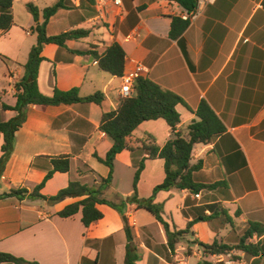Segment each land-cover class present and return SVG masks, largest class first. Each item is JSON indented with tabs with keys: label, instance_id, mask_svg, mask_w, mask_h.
Instances as JSON below:
<instances>
[{
	"label": "crops",
	"instance_id": "1",
	"mask_svg": "<svg viewBox=\"0 0 264 264\" xmlns=\"http://www.w3.org/2000/svg\"><path fill=\"white\" fill-rule=\"evenodd\" d=\"M56 2L13 0L14 24L6 32L0 30V122L16 115L2 106H15L14 85L37 41L26 5L39 10L41 22L42 10ZM63 3L46 24L47 36L73 30L87 34L61 47L42 46L39 91L51 96L55 88H77L80 97L99 92L103 106L115 110L122 78L100 70L90 54L79 52L101 53L116 42L125 54L123 75L138 63L145 68L142 78L180 98L176 130L182 135L198 121L195 111L202 101L222 123L224 132L195 144L191 153L190 163L201 164L194 181L211 187L198 193L172 188L155 194L153 204L160 207L171 232L184 231L192 222L187 233L173 238L170 250L163 226L146 210L126 202L135 165L146 158L138 150L141 141L151 140L161 148L170 137L167 124L162 119L139 124L126 138L134 151L124 149L115 156L111 182L102 187L110 170L95 156L105 160L112 145L99 131L102 108L84 102L28 105L0 176V195L21 188L31 193L52 168L51 159L67 156L68 172H55L39 194L55 196L69 182H78L101 188L102 197L123 214L97 205L102 218L85 229L81 211L70 218L56 216L81 198H1L0 252L38 264H80L82 258L85 264H124L127 225L137 248L136 264H264V234L245 242L259 248L257 255L235 248L250 222L264 226V0H216L176 38L169 35L171 21L184 12L169 0H122L119 8L107 11L105 21L97 19L93 0ZM131 33L137 34L134 40L127 38ZM2 143L0 134V147ZM164 177L163 160L146 159L136 185L138 198L148 199ZM212 243L229 249L209 254L200 246Z\"/></svg>",
	"mask_w": 264,
	"mask_h": 264
},
{
	"label": "trees",
	"instance_id": "2",
	"mask_svg": "<svg viewBox=\"0 0 264 264\" xmlns=\"http://www.w3.org/2000/svg\"><path fill=\"white\" fill-rule=\"evenodd\" d=\"M169 1L177 3L184 13H189L195 7L196 0ZM63 2L64 0H58L55 4L44 8L42 10L41 22H39V10L32 4L26 5L27 11L32 15L35 22L33 30L37 35V41L30 49L28 59L23 65V76L14 85L16 97L15 106H2L4 110L15 111L16 115L8 121L0 122V134L3 138V143L0 147V176L13 151L14 135L25 120V110L28 105L58 106L61 104L69 105L84 102L95 103L102 108L103 112L99 124V131L104 133L112 143L105 160H101L95 156L98 161L104 163L110 170L109 176L101 180L102 187H107L111 182L115 156L124 149H128L131 152L134 151V149L128 146L126 138L142 122L162 119L170 129V137L161 148L155 146L151 140L147 143L141 141V147L138 150L146 154V158H143L135 165L136 169L132 180L131 194L127 197L126 202L134 203L137 208L146 210L163 226L167 237V246L172 250L173 238L176 239L184 233H187L188 229L192 226V222L188 223L184 231L171 232L168 223L160 215V207L153 204V198L158 191H165L172 188L198 193L204 188L211 187L198 184L194 181L193 173L200 169L201 164L200 162L196 164L190 163L191 153L195 144L208 143L212 137L224 132V127L208 104L202 101L195 111L198 121H193L187 127L186 135H182L181 132L176 130L179 124V114L176 111V105L180 102V98L172 92L163 90L155 82L142 77L136 78L133 81L132 95L119 100L115 110L107 109L103 106V97L99 92L86 97H80L77 88H72L67 91H61L55 88L51 96L43 95L39 91L37 84L38 68L41 61H43L41 56L42 46L44 44H55L61 47L64 46L66 41L87 34L83 30H73L56 36H47L46 24L58 9L65 7ZM12 3L13 0H0V30L2 32L8 31L14 24ZM188 25L189 23L187 21H182L179 17L172 18L170 37H179ZM79 53L90 54L97 62L100 70L116 77H122L125 54L116 42L111 43L101 53L91 51ZM2 59L4 58L2 57ZM154 158L163 160L164 180L153 189L152 195L148 199H139L136 185L143 169V163L146 159ZM50 164L52 168L47 171L43 180L31 193H28L24 188L12 189L9 193L0 195V199L8 197L23 199L27 196L29 199L58 202L66 198H81L79 201L65 206L56 213V216L70 218L78 211H81V223L85 229L102 218V213L97 209V205H107L119 214H123L118 205L102 197L101 188H89L78 182H69L68 186L61 189L55 196L45 197L39 194L40 189H42L46 181L55 172L66 173L69 170V158L67 156L52 158ZM124 231L127 240L124 264H136L137 248L127 225L124 227ZM263 234L264 226L250 222L235 248L251 256L257 255L260 251L259 248L252 244H245V242L247 239L252 238L253 235ZM200 246L209 254H223L229 249L228 246L217 243L210 245L200 244ZM85 261V258H82L80 264H85ZM0 264L38 263L16 257L10 253L0 252ZM92 264H95V261Z\"/></svg>",
	"mask_w": 264,
	"mask_h": 264
},
{
	"label": "built area",
	"instance_id": "3",
	"mask_svg": "<svg viewBox=\"0 0 264 264\" xmlns=\"http://www.w3.org/2000/svg\"><path fill=\"white\" fill-rule=\"evenodd\" d=\"M216 0H196L195 7L189 13H183L180 15V18L183 21H187L189 24L196 20L199 16L202 15L205 8L213 4ZM122 4V0H93L94 8L97 12V19L105 21L106 13L110 8H119ZM137 37V34L131 33L127 38L134 40ZM145 71V68L140 64H135L134 70L129 73L122 75V84L118 89L117 95L118 99H125L132 95L133 93V81L136 78L141 77L142 72Z\"/></svg>",
	"mask_w": 264,
	"mask_h": 264
},
{
	"label": "water",
	"instance_id": "4",
	"mask_svg": "<svg viewBox=\"0 0 264 264\" xmlns=\"http://www.w3.org/2000/svg\"><path fill=\"white\" fill-rule=\"evenodd\" d=\"M123 220H125V217H123Z\"/></svg>",
	"mask_w": 264,
	"mask_h": 264
}]
</instances>
